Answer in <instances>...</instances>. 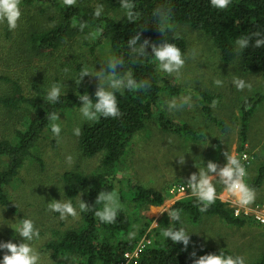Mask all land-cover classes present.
<instances>
[{
	"label": "trees",
	"instance_id": "trees-1",
	"mask_svg": "<svg viewBox=\"0 0 264 264\" xmlns=\"http://www.w3.org/2000/svg\"><path fill=\"white\" fill-rule=\"evenodd\" d=\"M88 1L77 0L75 6L68 7L62 0H22L23 14L20 22L25 27L15 35L8 30L6 23L0 24L4 30L6 28L3 41L0 42V67L3 69L0 74V112L4 115L2 121L7 129L5 135L0 136V160H3L0 167V206L12 211L17 209L11 205L6 186L18 175L28 159L41 163L34 149L43 133L50 131L48 115L80 108L81 101L77 92L83 94L85 91L82 81L79 85L77 83L85 63L82 60L75 62L71 69H67V64L62 66L63 62L56 63L53 59L52 65L61 68L52 67L50 61L41 65V61L48 59L50 54H57V58L63 57L60 52L71 49L73 44L70 40L76 38L78 48L87 51L82 52L80 57L86 54V57H91L92 63L94 53L100 52L98 48L105 49L104 64L112 57H122L125 61L120 70L122 73L130 71L137 80H148L153 86L140 92L125 90L122 94L117 93L123 113L121 117L101 118L98 122L82 124L81 135L78 136L79 150L84 157L99 156L100 162L87 175L63 172L62 198L71 200L78 209L80 199L94 205L102 189L116 191L123 211L115 224L101 223L94 215V207L93 211L80 214L78 226L68 227L62 232L54 227L52 233L54 237L58 236V240L45 245V249L51 250L57 259L54 264H117L123 259L124 253L133 251L141 240H150V243L139 254L137 264H193L194 259L200 255L213 252L218 254L220 250L211 248L192 257L184 250L181 242L173 243L162 236L165 228L173 226L168 214L160 220L159 227L149 231L151 220L141 211H145L149 205L161 207L164 202H168L172 208L189 215L191 220L199 219L203 214H211L236 226L254 225L255 222L250 218L234 216L231 208L221 199H217L207 212L201 213L192 195L169 201L162 191L142 184L128 182L127 190L121 186L124 179L129 180L124 172L128 167L130 147L139 133L150 126L149 122L155 112L162 130L193 140L203 137V130L194 129L190 121L182 119L177 122L168 118L161 101L166 97L185 95L184 89L171 85L162 76L157 62L151 56V45L146 49L149 56L137 59L131 55L127 40L139 32L141 41L149 39L159 44L167 39L184 52L188 40L175 31V25H185L208 36L217 48L221 61L231 62L239 54L241 68L259 72L264 77V46H249L243 52H238L235 45V40L241 35L256 30L264 32V0H232L223 10L213 8L210 0H134L136 10L141 14L137 22H128L120 0H94L96 4L103 5L104 10L99 18L93 15L96 4L86 3ZM158 6L172 9L174 27L166 31L165 36L152 15ZM74 22L77 25L86 22L87 27L81 31L78 26H73ZM60 69L70 74L67 80L62 78ZM24 77L28 79L26 83L22 82ZM53 84L61 86V97L58 102L49 103L46 96ZM63 84L66 85L64 88ZM87 93L93 99L96 98L94 92ZM199 95L201 99L207 98L206 102L200 101L202 114L207 118L205 120L209 119L219 130L226 131L227 124L217 122L211 115L210 105L219 96L203 92ZM261 101L264 103V91L247 98L240 105L239 152L244 151L248 121ZM10 124L13 125L12 129ZM247 165L245 167L248 170ZM255 174L247 183L258 189L264 181V163L256 168ZM258 201L254 203L263 205ZM124 203L127 209L123 208ZM46 210L43 209L44 212ZM24 217L31 216L25 214ZM60 223L63 224V221ZM175 226L179 227V223ZM132 231L136 235L129 239L128 234ZM248 264H264V251Z\"/></svg>",
	"mask_w": 264,
	"mask_h": 264
},
{
	"label": "rangeland",
	"instance_id": "rangeland-1",
	"mask_svg": "<svg viewBox=\"0 0 264 264\" xmlns=\"http://www.w3.org/2000/svg\"><path fill=\"white\" fill-rule=\"evenodd\" d=\"M89 2H94L93 5L96 4L94 0H89L86 3ZM24 27L25 24L19 22V27L15 31L8 30L16 35ZM5 31L6 28L4 30L0 26V42L3 41ZM175 31L188 40L186 49L182 52L186 58V64L181 70L179 79L174 83H172L174 77L160 72L171 85L183 88L185 86L187 92H191L196 99L191 95L193 106L191 108L187 107V109H191V112H185V108L171 113L167 110L166 101L174 98L179 100L180 97L163 98L164 100L161 101L162 108L168 118L173 121H183L182 119L189 121L190 119L195 122L196 119L202 117L200 101H207V98L201 99L198 93L215 94L219 96L217 100L219 103L215 108L210 106L211 115L217 119V122H225L227 130L222 132L209 119L207 121L204 119L203 127L212 128V133H202L203 137L200 140H193L162 130L155 112L154 117L149 122L150 126L148 125L147 129L139 133V136L135 138L133 145L130 147L128 167L124 172L129 180L124 179L121 186L124 190H127L128 182L130 184H142L162 191L169 201L191 196L190 190H186L188 192L180 195L172 194V190L176 185H186L190 175L193 172L198 173L199 169L205 167L209 160L222 166L226 163V158L223 155L225 151L239 156L240 152L237 151V148L239 145L238 112L240 105L247 98L255 97L256 93L264 91V77L259 72L245 71L241 68L239 54L231 62L225 63L221 61L217 48L208 36L191 30L185 25H175ZM70 43L73 44L71 49L60 52L63 57L57 58V54H50L47 57L48 59L44 58L41 61V65L50 61L53 67L54 61L52 60L55 59L56 63L63 62L62 66L67 64V69H71V65L74 66L75 62L82 60V63H85V68L90 72L95 73L99 70L104 60L105 49L98 48L100 52L94 53V58L90 63V56L86 57V54H84L80 57L82 52L87 51L78 48L75 44L76 38L71 39ZM54 67L60 66L55 65ZM2 71L3 69L0 67V74ZM60 73L64 80L70 77V74H65L61 69ZM234 77L242 78L251 83V89L246 88L243 91H238L232 84ZM215 79L222 80L224 82L223 86H216L214 84ZM27 80V77L22 78V82L26 83ZM98 84L99 80L95 76L86 75L82 80V88L85 92L95 93ZM65 86L63 84V88ZM196 104L199 114L194 120L192 108ZM59 116L61 119L59 123L62 128L60 136L54 138L51 131L46 130L35 144L34 153L41 158V163L28 159L20 168L18 175L6 186L11 205L17 209L12 211L0 206V242L9 240L14 243L22 242V237L15 232V228L19 226L20 220L23 219L22 216L25 214L31 216L40 229L41 238L34 243L41 253L42 264H54L57 260L51 250L45 249L46 244L58 240V236H53V228L58 227L59 232H62L68 227L78 226L80 222L79 218L68 217L62 220L63 224H61L59 214L48 209V202L53 199H63L61 194L63 188L62 173L73 171L87 175L95 170L100 162L99 156L84 157L79 150V140L73 134V129L75 127L81 128L83 123H90L83 121L79 108L61 112ZM3 117L4 115L0 112V136L5 135L7 130L2 121ZM251 117L247 130V143L245 142L246 145H244V151L252 156L247 165L246 182H248V179L253 178L256 168L264 163L263 101L257 105ZM10 127L12 129L13 125L10 124ZM68 155H71L74 160L71 167L66 163V156ZM181 155L185 157L183 165L178 163ZM2 162L3 160H0V167ZM216 187L218 195L222 196L224 193L223 185L217 183ZM256 191V200L261 201L264 206V181ZM126 206L124 203L123 208L127 209ZM159 207L149 205L145 211H141V214H145L151 220L149 231L159 227L160 220L167 214V212L162 214L152 213L153 210ZM44 208L47 209L46 212L43 211ZM190 218L189 215L182 213L183 225L190 233V243L187 249L184 248L182 242L181 244L184 250L190 254L193 251L200 254L211 248L225 250L228 254L245 256L246 264H248L255 261L264 251V229L256 223L254 225L236 226L228 224L211 214L200 215L199 219L196 220ZM6 251L0 249V260L3 259Z\"/></svg>",
	"mask_w": 264,
	"mask_h": 264
},
{
	"label": "clouds",
	"instance_id": "clouds-1",
	"mask_svg": "<svg viewBox=\"0 0 264 264\" xmlns=\"http://www.w3.org/2000/svg\"><path fill=\"white\" fill-rule=\"evenodd\" d=\"M231 2L232 0H210L211 6L220 10L226 9ZM62 3L65 6L72 7L76 5L77 0H62ZM120 6L124 10V16L127 17L128 22L139 21L141 14L136 10L134 0H120ZM103 10L102 4H96L93 15L99 18ZM22 14V0H0V24L6 23L10 31H15L19 27ZM152 15L156 19V25L163 35L166 31L173 29L172 9L170 7L158 6L153 10ZM73 26H78L83 31L87 27V24L86 22H79L77 25L74 22ZM253 38L254 43H252ZM149 45H151V52L153 54L151 56L157 62L158 70L167 73L170 77H174L172 81L174 83L179 79L181 70L186 64V58L181 49L167 39L159 44L153 43L149 39L141 41L139 32H136L135 35H132L127 40V46L131 55L137 59L149 56V53L146 51ZM235 45L238 52H243L249 46L253 48L264 46V32L256 30L241 35L235 40ZM124 64V59L117 56L110 58L107 64L101 63V67L95 73L90 72L87 68L81 70L78 85L86 75L95 76L99 80L95 99L87 92L83 94L77 92L81 101L79 112L83 121L98 122L101 118H119L123 113L118 104L117 93L122 94L125 90L140 92L152 88L153 85L150 81L137 80L130 71L122 73L120 70ZM223 83L220 79L214 80L216 86L222 87ZM232 84L238 91H243L246 88L250 90L252 87L251 83L239 77H234ZM60 97L61 86L53 84L47 93L46 99L49 103H56ZM218 103L217 100H213L210 106L215 108ZM186 106L189 108L193 106L191 95L182 96L179 100L174 98L166 101V107L170 113L182 110ZM48 120L53 137H59L62 131L59 123L61 120L59 113L52 112L48 115ZM73 134L77 137L80 136L81 128L75 127ZM223 155L226 158L225 164L221 166L209 160L205 167L200 168L198 173L193 172L187 179L186 189H190L191 195L196 198V206L201 213L207 212L208 208L217 199H221L222 202L230 201L240 208L247 209L257 198L256 189L246 182L248 173L241 158L228 151H225ZM243 159L246 160L247 157ZM66 163L69 167L73 165L74 160L71 155L66 156ZM178 163L180 165L185 163L184 155L179 156ZM217 183L224 187L222 196H219L217 193ZM94 207L95 217L104 224H115L119 214L123 211L118 193L104 189L98 193L94 205H89L80 199L78 209L71 200L53 199L48 202V209L59 213L61 220H65L68 217L78 219L81 213L93 211ZM164 212H167L170 217V224L173 226L165 228L162 236L173 243L182 242L184 248L187 249L190 243V233L183 225L181 210L174 209L170 203L164 202L161 207L152 211V213L161 214ZM176 223H179L180 226L176 227ZM15 232L22 237V242L14 243L11 240L0 242V249L7 250L3 255V259L0 260V264H42L41 253L34 243L41 238L40 229L36 226L35 220L31 217H24L20 220L19 226L15 228ZM135 235V231H132L128 234V237L129 239H133ZM190 255L196 257V252L193 251ZM125 258L129 260L128 256H125ZM193 264H246V257L243 255L226 254L223 250H220L218 254L213 252L200 255L194 259Z\"/></svg>",
	"mask_w": 264,
	"mask_h": 264
},
{
	"label": "built area",
	"instance_id": "built-area-1",
	"mask_svg": "<svg viewBox=\"0 0 264 264\" xmlns=\"http://www.w3.org/2000/svg\"><path fill=\"white\" fill-rule=\"evenodd\" d=\"M239 157L241 158L244 165L249 164L250 159L252 158V156L247 151L240 152ZM244 157H247V159L246 160L243 159ZM186 190H190V189H186V185H184V184H179V185L174 186V188L172 190L173 191L172 194H174V193H176L178 195L184 194L185 192H188ZM174 201H176V200H174ZM225 202L231 208L234 216L250 218L257 225H259L261 228L264 229V222H262V221H264V206L263 205L258 204V203H256V204L253 203L249 208L243 209V208H240V207L232 204L230 201H225ZM149 243H150V240H141L137 244V246L133 249V251L125 252L123 255V259L121 261H119L117 264H137L139 254L143 250L144 246L146 244H149ZM125 256H128L129 260H127L125 258Z\"/></svg>",
	"mask_w": 264,
	"mask_h": 264
},
{
	"label": "crops",
	"instance_id": "crops-1",
	"mask_svg": "<svg viewBox=\"0 0 264 264\" xmlns=\"http://www.w3.org/2000/svg\"><path fill=\"white\" fill-rule=\"evenodd\" d=\"M181 88H183V87H181ZM184 92H185V95H192L193 97H194V95L193 94H191V92H187L188 90L185 88V86H184ZM200 92V91H199ZM199 94V93H198ZM209 95H214V94H209ZM195 98V97H194ZM196 99V98H195ZM200 109H201V107H200ZM185 112H191V109H187V106L185 107ZM192 112L194 113V120L196 119V117L198 116V114H199V112H198V106H197V104L196 105H194V107L192 108ZM201 113H202V111H201ZM204 119H206L205 117H204V115L202 114V117L200 118V119H196L195 120V122H192L190 119H189V121H190V123H192L193 125V127H194V129H196V130H203V133H205V132H208L209 134H211L212 132H211V129L212 128H206V127H203V125H204ZM251 119H252V117H250V119H249V121H248V123L251 121ZM247 137H248V134H247ZM247 143V142H246ZM246 143H245V145H246ZM247 149V148H246ZM255 151L256 152H258V150H256L255 149ZM255 154V153H254ZM255 160V159H254Z\"/></svg>",
	"mask_w": 264,
	"mask_h": 264
}]
</instances>
